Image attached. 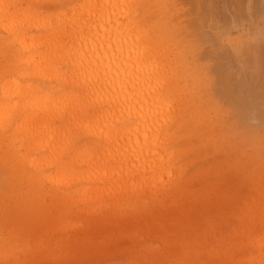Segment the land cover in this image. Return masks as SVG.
Returning <instances> with one entry per match:
<instances>
[{"label": "bare ground", "instance_id": "bare-ground-1", "mask_svg": "<svg viewBox=\"0 0 264 264\" xmlns=\"http://www.w3.org/2000/svg\"><path fill=\"white\" fill-rule=\"evenodd\" d=\"M22 1L0 0V143L10 149L0 157L10 180L0 194V233L16 245L0 235V264L20 263L17 254L39 258L42 226L55 220L73 229L79 220L66 215L78 206L82 214L122 208L128 215L119 221L136 227L116 235L130 240L148 232L144 222L157 223L165 264H264V144L237 141L224 120L242 124L264 107L235 91L224 52L212 55L210 78L227 107L205 96L208 67L195 62L174 0ZM28 31L48 33L38 41ZM229 144L228 159L245 169L234 174L250 192L212 219L199 216L201 226L188 212L181 224L177 210L216 206L183 200L193 185L181 177L184 165ZM222 176L205 200L226 198Z\"/></svg>", "mask_w": 264, "mask_h": 264}, {"label": "rangeland", "instance_id": "rangeland-1", "mask_svg": "<svg viewBox=\"0 0 264 264\" xmlns=\"http://www.w3.org/2000/svg\"><path fill=\"white\" fill-rule=\"evenodd\" d=\"M27 1H22L23 6ZM173 4L175 9H177V14L180 16L179 20L183 26V32H185V36L187 35L191 46L195 50V62L203 67H208V70L203 72L209 81L205 96L216 106H228L220 98V90L217 91L214 87L213 77L212 79L210 78L211 69H213L212 55L219 53L217 51H221L224 52L227 59L225 66L228 68L229 74H231V82L236 75L234 78L237 80L234 81L236 90H234L242 95L249 94L250 96L247 97L248 102L250 101L252 104L248 105L251 107L257 105V108L263 109L264 0H174ZM198 25H201L202 28L199 29ZM47 33L48 31H28L25 38L36 37L40 41ZM5 36V33L0 32V38ZM4 39V42L7 43L8 39ZM170 45H173L171 49L174 50V53L180 50L177 48V43L174 45L170 42ZM15 49L14 46L9 51L13 52ZM9 51L5 52V56ZM236 54H238V58L241 61L235 57ZM181 55L182 58L183 53ZM10 64L15 67L13 61ZM247 83L251 87H248ZM245 86L250 89V92H247L248 90L245 89ZM251 89L254 91L253 94ZM251 97L254 101H251ZM184 98L190 101L189 96ZM252 117L255 118L251 119ZM252 117L242 121V124L235 123L228 115H224V120H228L230 125H232L231 131L237 141L243 144L251 141L264 144V116ZM5 136H10V133L5 134ZM10 139L13 140L12 137ZM226 141L232 143L228 138ZM19 146L18 143L15 144V152L19 153V155H24L25 152L19 150ZM230 147V144L228 146L225 145L224 150L219 153L216 150H208L205 157L196 158L193 162L184 165L185 168L181 173V177L183 180H189L193 185L185 190L183 200L187 203L213 202L216 206L210 209H201V207L193 205L195 208L187 207L184 210H177L178 215H175L180 217L181 224L187 226V221L182 217H185L188 212L197 218L192 223L195 226H201L203 221L198 220L199 216L203 214L202 220L206 219L205 217L212 219L213 215L217 214V211L221 210L225 203L230 206L241 201L250 192V184H246V177L234 174L238 171L244 173L245 169L241 167L240 162H237L236 159H228L229 150L233 149L232 147L230 149ZM243 151L249 154L250 150L246 148ZM9 152L10 149L0 143V157L6 156ZM39 158L37 156L36 158L29 157L27 159ZM181 163L177 165H182ZM2 166H8V162L5 161ZM30 168L27 167V170ZM255 168L257 167L255 166ZM215 174L223 175V183L221 185L224 188L221 190H224L227 196L222 198V196L218 195L211 197L210 200H205V192L211 186ZM0 178L1 194L6 187L10 186V180L2 175L1 170ZM196 184L198 187L195 186ZM43 185L48 188L52 187L47 183H43ZM196 187L197 189L195 190ZM79 209H81L80 206L77 207L76 211L72 210L66 215L67 219L73 217L79 220L73 229H65L63 223L55 220L47 221L40 229V233H42V255L36 260L22 261L21 255L17 254L16 257L20 261L18 264H40L42 262H47L48 264H165L161 261V256L164 253V244L153 233L157 223L144 222L145 231L148 232L144 235L135 234L134 232L133 234L135 235L130 240L116 235L118 232L123 233L126 229H135L136 227V223L133 221H119L120 216L128 215L122 208L106 207L99 211L91 208L86 214L80 213ZM163 213L164 215L167 214L166 211ZM83 232L87 233V235L84 236ZM0 235L5 246H16L14 241L7 238L6 233L1 232ZM128 246H132V248L130 254L126 257L127 251L125 248ZM95 249L99 250L94 252Z\"/></svg>", "mask_w": 264, "mask_h": 264}]
</instances>
